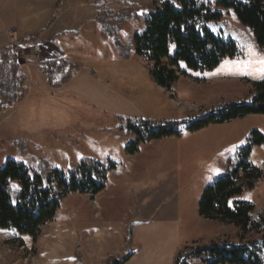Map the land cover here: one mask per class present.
Segmentation results:
<instances>
[{
    "label": "rangeland",
    "instance_id": "obj_1",
    "mask_svg": "<svg viewBox=\"0 0 264 264\" xmlns=\"http://www.w3.org/2000/svg\"><path fill=\"white\" fill-rule=\"evenodd\" d=\"M153 3L6 0L5 7L0 5V33L8 23L3 10L9 8L20 39L40 37L38 44L23 47L27 52L52 48L68 62L57 73L54 82L60 86L55 88L41 71L29 70L42 61L19 59L28 95L0 117V167L12 159L28 167L47 163L66 170L85 157L115 164L102 192L69 194L36 235L0 229V264H113L130 254L125 264H176L187 247L184 253L213 242L238 244L241 228L202 217L199 205L210 185L244 164L262 175L231 200V207L250 203L254 220L264 223V143L258 145L254 134L264 136V114L195 132L188 128L231 105L253 104L257 85L264 83V49L232 11L222 9L223 18L206 25L235 40L242 55L210 71H193L181 62L177 79L161 87L135 46V34L144 27L141 13ZM105 11L111 15L106 28L96 19ZM142 120L172 123L180 136L138 144L130 126ZM263 235L250 233L243 243ZM184 261L205 264L194 256Z\"/></svg>",
    "mask_w": 264,
    "mask_h": 264
},
{
    "label": "trees",
    "instance_id": "obj_2",
    "mask_svg": "<svg viewBox=\"0 0 264 264\" xmlns=\"http://www.w3.org/2000/svg\"><path fill=\"white\" fill-rule=\"evenodd\" d=\"M143 10L144 27L135 34L137 54L150 64V73L161 87L169 88L177 79V67L184 62L193 71H210L227 58L242 55L237 42L212 32L207 23L220 21L224 11H232L236 19L252 35L256 45L264 49V0H153ZM161 3L162 5H158ZM60 2L57 4L58 8ZM58 12V11H57ZM57 12L52 16L56 18ZM231 13V12H230ZM109 12L97 13L96 19L106 28ZM108 17V18H107ZM40 37L33 36L22 43L38 44ZM174 47L171 53V46ZM19 45L13 44L0 51V117L21 104L28 95L27 75L19 61ZM68 62L64 57L41 63V71L52 87L57 73ZM66 78V77H64ZM258 86L253 104H236L220 113L193 121L190 131H200L212 124L225 123L248 115L264 114V83ZM154 120H142L130 126V133L138 136V144H146L166 137H178L180 132ZM259 136L258 145L264 143ZM21 148L23 144L17 142ZM252 146H248V155ZM137 151L139 148L136 149ZM131 152V151H130ZM115 164L103 163L85 157L78 164L60 170L43 163L28 167L9 159L0 167V229H14L22 235H36L52 221L69 194L102 192ZM261 171L249 164L239 166L230 175L218 179L204 192L199 205L200 215L206 219H219L232 223L242 230L240 243L213 242L210 246L190 248L179 253L176 264H188L184 257L194 256L205 264H264V235L244 242L250 233L263 234L264 223L253 218L254 206L244 201L229 203L240 195L244 187H253L261 178ZM14 185L18 187H13ZM132 255L113 264H125Z\"/></svg>",
    "mask_w": 264,
    "mask_h": 264
},
{
    "label": "crops",
    "instance_id": "obj_3",
    "mask_svg": "<svg viewBox=\"0 0 264 264\" xmlns=\"http://www.w3.org/2000/svg\"><path fill=\"white\" fill-rule=\"evenodd\" d=\"M0 5L5 7L6 0H0ZM9 10H10L9 8H7V9L4 8V10H3L4 16H6V15L8 16V19H7L8 23L4 25L3 32L0 33V50L4 49L5 47L11 46L13 44H18L19 47H25V48L29 49V47L32 43H22L23 40H27V39L26 38L20 39L17 36L18 27H17V25H15V23L12 21V19L9 18V16H11ZM39 47L41 48V46H39ZM44 49L45 50H43V49L41 50L42 55L45 58L44 61L50 60V59H55V58H61V57H57V54H56L57 52L55 50H53L52 48H48V49L44 48ZM40 66H41V63L38 65H35V66H31V68L29 70H30V72L37 71V73H38V71H41ZM8 117H10V115ZM18 142H20V141H18ZM19 148L21 149V151H24V145L22 148L19 146Z\"/></svg>",
    "mask_w": 264,
    "mask_h": 264
},
{
    "label": "built area",
    "instance_id": "obj_4",
    "mask_svg": "<svg viewBox=\"0 0 264 264\" xmlns=\"http://www.w3.org/2000/svg\"><path fill=\"white\" fill-rule=\"evenodd\" d=\"M20 51H19V59H24L26 60L27 57H31L32 59L38 60V61H44L42 52L39 48L35 49V52L31 53L27 52V50L23 47H19Z\"/></svg>",
    "mask_w": 264,
    "mask_h": 264
},
{
    "label": "snow or ice",
    "instance_id": "obj_5",
    "mask_svg": "<svg viewBox=\"0 0 264 264\" xmlns=\"http://www.w3.org/2000/svg\"><path fill=\"white\" fill-rule=\"evenodd\" d=\"M141 14H143V13H141ZM233 15H234V14H233ZM173 47H175V46L173 45ZM261 63L264 64V61H262ZM261 71L264 72V68H261ZM240 143L243 144V143H245V141H241ZM237 147H238V146L234 145L233 148H232V151H235ZM213 171H214L216 174H219L220 171H221V169L216 168V169H214ZM208 179L211 180L212 177L209 176ZM13 187H18V186L14 185ZM248 198H250V197H248ZM229 203L231 204V201H230ZM26 239H27V238H26Z\"/></svg>",
    "mask_w": 264,
    "mask_h": 264
}]
</instances>
